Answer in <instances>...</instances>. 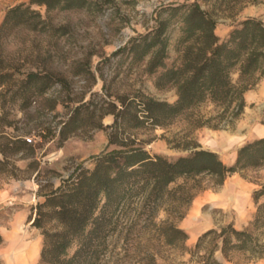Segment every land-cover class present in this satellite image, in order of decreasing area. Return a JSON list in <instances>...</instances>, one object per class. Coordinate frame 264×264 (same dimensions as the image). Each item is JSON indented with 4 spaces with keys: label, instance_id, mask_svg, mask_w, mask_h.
I'll use <instances>...</instances> for the list:
<instances>
[{
    "label": "trees",
    "instance_id": "1",
    "mask_svg": "<svg viewBox=\"0 0 264 264\" xmlns=\"http://www.w3.org/2000/svg\"><path fill=\"white\" fill-rule=\"evenodd\" d=\"M90 5L91 0L23 2L7 11L0 36L18 27H44L46 20L35 8L49 14ZM217 25L214 13L198 0L163 4L150 31L130 38L112 54L122 55L130 65L145 64L149 75H157L155 86L175 87L178 98L171 104L142 97L138 104L131 101L133 110L125 99L120 100V109L110 112L114 122L109 128L114 132L109 135V146L115 147L93 156L91 169L79 164L56 189L44 193L40 186L37 195L43 202L35 208L33 223L43 235L39 264H159L167 249L185 247L189 236L178 222L201 191L222 186L234 173L264 166V137L242 146L235 163L228 166L216 152L204 149L175 160L151 155L136 139L124 135L126 129L148 123L165 127L207 102L222 109L223 120L237 119L243 113L244 94L264 76V23L247 18L225 40L216 34ZM172 49L177 57L168 66ZM11 78L0 57V97ZM51 86L50 79L32 72L15 94L28 101ZM109 103L114 107V102ZM8 137L0 133V141L8 140L7 146H0V173L8 165L9 150H34L19 136ZM254 202L257 211L250 227L239 230L230 223L204 232L189 251V264L263 260L264 186L255 192Z\"/></svg>",
    "mask_w": 264,
    "mask_h": 264
},
{
    "label": "rangeland",
    "instance_id": "2",
    "mask_svg": "<svg viewBox=\"0 0 264 264\" xmlns=\"http://www.w3.org/2000/svg\"><path fill=\"white\" fill-rule=\"evenodd\" d=\"M185 1L195 0H91L88 8L49 14L45 9L35 8L46 20L44 27L41 25L38 30L18 27L0 36V57L12 74L0 97V133L12 138L19 136L34 147L33 151H8V165L0 173V187L15 182L20 185L16 188V196H19L23 185L36 186V196L28 208L15 204L19 202L16 199L9 200L0 210L2 264H17L19 253L32 242L39 246L33 264H39L43 235L33 223L35 208L43 198L38 197L37 192L40 186L44 193L56 189L61 179L69 176L79 164L93 168V156L115 147L109 146V135L114 132L109 128L114 122L110 112L120 109V100L125 99L132 110L131 101L136 100L138 104L142 97L176 102V88L158 89L155 86L157 75H149L145 64L130 65L122 55L112 57V54L130 38L151 30L161 5ZM198 1L205 10L214 13L218 21L216 34L221 40L227 39L247 18H258L264 23V0ZM23 2L0 0V27L7 11ZM175 36H178L177 31ZM176 57L172 49L167 65ZM32 72L50 79L52 86L42 95L26 101L15 93L26 75ZM233 78L237 80L238 74L234 73ZM110 101L114 102V107ZM221 116L222 109L207 102L186 111L165 127L148 123L140 128H128L124 135L136 139L151 155L175 160L204 149L216 152L231 166L242 146L260 139L258 129L264 125V115L254 104L237 119L223 120ZM253 117L258 119L254 121ZM76 125L80 126L75 130ZM27 138L32 141L28 142ZM7 144L6 139L0 141V146ZM0 159H3L1 153ZM263 186L264 166L234 173L222 186L201 191L186 213L188 215L192 206L200 202V197L207 196L197 204L206 216L200 218L201 230L195 238L188 234L184 248L164 251L159 264H189V251L210 229L230 223L239 230L250 227L257 211L254 194ZM29 193L34 192L29 190ZM164 216L161 213L160 218ZM195 216L199 217L200 213ZM178 225H182L180 221ZM216 257L222 259L219 253ZM257 264H264V259Z\"/></svg>",
    "mask_w": 264,
    "mask_h": 264
},
{
    "label": "crops",
    "instance_id": "3",
    "mask_svg": "<svg viewBox=\"0 0 264 264\" xmlns=\"http://www.w3.org/2000/svg\"><path fill=\"white\" fill-rule=\"evenodd\" d=\"M27 1L29 0H24V2ZM244 99L246 103L244 112L247 109L249 110L251 106L255 104L256 107H258L259 112L264 115V77L260 79V82L253 89L247 91L244 94ZM257 119L258 117L252 118V120L254 121ZM258 133L260 134L259 138L264 137V125H260ZM19 186V184L11 182L8 184L4 183L3 186L0 187V210L3 209V205L6 204L9 200L16 201V199H18L19 202L16 201L15 204L21 203L26 208H28L29 205L33 204V196H36V186H33L31 183H29L28 185L25 184L22 186L21 195L16 196V194H18L16 188H18ZM29 190H32V192L34 193H29ZM206 198L207 196L200 197V202L194 204V206H192L190 210V213H188V215H186V217L180 221L182 225H178L181 229L186 230L189 236L192 238H195L198 235V231L202 228L203 222H201L200 218H202V216L206 217L202 214L201 208L197 204H201L202 200H206ZM198 212L200 213V216L196 217L195 215ZM191 215L192 218H190Z\"/></svg>",
    "mask_w": 264,
    "mask_h": 264
},
{
    "label": "bare ground",
    "instance_id": "4",
    "mask_svg": "<svg viewBox=\"0 0 264 264\" xmlns=\"http://www.w3.org/2000/svg\"><path fill=\"white\" fill-rule=\"evenodd\" d=\"M20 242H22V241H20ZM38 254H39V246H38V243H36V242L29 243L26 246V248L23 249L19 253L16 262H17V264H33V262L35 261V259L38 257Z\"/></svg>",
    "mask_w": 264,
    "mask_h": 264
},
{
    "label": "built area",
    "instance_id": "5",
    "mask_svg": "<svg viewBox=\"0 0 264 264\" xmlns=\"http://www.w3.org/2000/svg\"><path fill=\"white\" fill-rule=\"evenodd\" d=\"M27 141H28V142H31L32 140H31V139H29V138H27Z\"/></svg>",
    "mask_w": 264,
    "mask_h": 264
}]
</instances>
